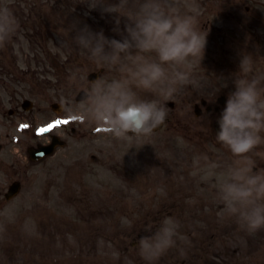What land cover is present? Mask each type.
I'll return each instance as SVG.
<instances>
[{
    "label": "rangeland",
    "instance_id": "1",
    "mask_svg": "<svg viewBox=\"0 0 264 264\" xmlns=\"http://www.w3.org/2000/svg\"><path fill=\"white\" fill-rule=\"evenodd\" d=\"M30 1L40 5L47 0ZM77 1L71 18L56 17L61 26L57 40L49 43L53 57L61 55L58 59L63 61L67 54L63 38L73 47L72 55L88 57L70 41L76 31L87 25L119 39L116 16L121 17L122 28L127 15L109 14V20L103 11L118 0H103L99 4L106 7L96 4L90 9L83 4L91 0ZM172 4L174 12L193 17L196 28L208 35L204 56L190 57L183 66L193 82L174 100L165 101L169 112L164 130L129 143L105 131L92 132L97 128L94 123L76 124L81 132L91 130L89 136L79 143L70 140V149L41 165L40 184L35 186L38 197L3 201L0 206V264H147L139 234L168 220L176 226L175 244L154 264H264V228L249 231L220 199V186L230 178L234 159L215 138L224 107L207 114L201 106L202 100L219 105L218 99L234 90L237 75L264 78V0H172ZM19 45L24 46V63L37 69L35 48L25 40L16 45L18 49ZM42 51V79L52 80L58 98L66 94L70 81L75 91L94 69L86 62L83 68L60 71ZM148 55L155 58L154 53ZM243 55L253 61L247 72L240 68ZM102 65L107 67L103 81L119 78L118 65L95 63ZM134 90L142 98H156ZM64 105L59 116L65 119L82 111L74 97ZM196 105L202 108L201 116L195 114ZM251 155L257 168H264V143ZM204 157L221 167H208Z\"/></svg>",
    "mask_w": 264,
    "mask_h": 264
},
{
    "label": "clouds",
    "instance_id": "2",
    "mask_svg": "<svg viewBox=\"0 0 264 264\" xmlns=\"http://www.w3.org/2000/svg\"><path fill=\"white\" fill-rule=\"evenodd\" d=\"M103 11L127 14L122 28L121 17L116 16L119 39L85 25L70 41L91 61L118 65L120 76L107 83H91L84 91L83 111L74 119L94 123L118 140L139 142L164 123L169 112L165 101L174 100L193 82L183 66L190 57L204 56L208 33L196 28L193 17L174 12L172 0H118ZM17 27L11 12L7 8L0 10V43L10 38ZM149 53H154L155 58ZM252 63L250 55H243L240 68L247 72ZM233 85L217 120L215 135L234 157L230 178L220 186V199L230 215L249 231H258L264 228V168H257L251 154L264 143V78L237 75ZM134 88L156 98H142ZM204 160L210 168L221 167L218 161L207 157ZM175 235L176 226L168 220L153 236L139 241L147 264H154L174 246Z\"/></svg>",
    "mask_w": 264,
    "mask_h": 264
},
{
    "label": "flooded vegetation",
    "instance_id": "3",
    "mask_svg": "<svg viewBox=\"0 0 264 264\" xmlns=\"http://www.w3.org/2000/svg\"><path fill=\"white\" fill-rule=\"evenodd\" d=\"M13 38L16 39L15 36ZM9 44L8 39L0 43V198L5 197L11 183L19 182L22 186L25 179L29 178L31 171H35L36 176L39 174V164L30 162L31 154L29 158L27 157L30 162L29 165L24 164L18 157H14L10 166L8 153L10 146L14 150L18 147L22 149L21 151H26L29 154L34 149L51 144L55 136L61 138L63 135L67 139H75L77 143L89 136V132H81V129L75 127L68 128L70 125L67 124L57 127V130L66 129L65 132L63 131L64 134L58 131L62 134L58 135L55 131L56 128H54L49 133L46 142L41 140V135H37V130L42 128V123L48 122L49 125L55 122L48 109L42 106V101H51V97L56 100V87L43 85L40 74L36 73L34 84L25 86V79H19L21 75L19 64L9 63L11 60ZM10 77L17 79H10ZM46 91H50V96L46 94ZM47 97L48 100L45 99ZM26 100L31 101L28 111L25 110ZM73 123L79 124L78 121ZM24 124H27L28 127L21 130V125ZM68 142L71 145L70 141ZM66 144L68 145L67 142ZM57 155L60 153H57L56 150L53 157ZM10 181L12 182L10 183Z\"/></svg>",
    "mask_w": 264,
    "mask_h": 264
},
{
    "label": "snow or ice",
    "instance_id": "4",
    "mask_svg": "<svg viewBox=\"0 0 264 264\" xmlns=\"http://www.w3.org/2000/svg\"><path fill=\"white\" fill-rule=\"evenodd\" d=\"M71 121L68 120V119H58L56 120L55 122L53 123H50L49 125H47L46 127H42L40 129L37 130V135H43L45 133H50L52 132V130L54 128H57L59 126H62V125H67L69 124ZM28 125L27 124H24V125H21V130L27 128ZM39 155H43V153H39Z\"/></svg>",
    "mask_w": 264,
    "mask_h": 264
},
{
    "label": "water",
    "instance_id": "5",
    "mask_svg": "<svg viewBox=\"0 0 264 264\" xmlns=\"http://www.w3.org/2000/svg\"><path fill=\"white\" fill-rule=\"evenodd\" d=\"M209 110H210V109H209ZM162 125H163V124H161V125L159 126V128H157L156 130L160 129V128L162 127Z\"/></svg>",
    "mask_w": 264,
    "mask_h": 264
}]
</instances>
